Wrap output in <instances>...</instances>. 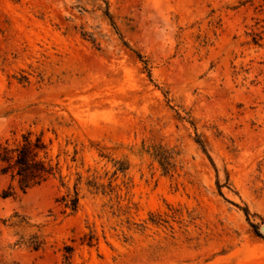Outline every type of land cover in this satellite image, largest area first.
Listing matches in <instances>:
<instances>
[{
	"label": "rangeland",
	"instance_id": "1",
	"mask_svg": "<svg viewBox=\"0 0 264 264\" xmlns=\"http://www.w3.org/2000/svg\"><path fill=\"white\" fill-rule=\"evenodd\" d=\"M27 131L63 181L0 176V264H264V0H0V142Z\"/></svg>",
	"mask_w": 264,
	"mask_h": 264
},
{
	"label": "trees",
	"instance_id": "2",
	"mask_svg": "<svg viewBox=\"0 0 264 264\" xmlns=\"http://www.w3.org/2000/svg\"><path fill=\"white\" fill-rule=\"evenodd\" d=\"M125 45L128 46L127 43ZM136 55L147 68L148 63L144 60V57L138 52H136ZM149 77L151 78L150 72ZM179 117L185 119L182 116ZM191 124L194 126L193 122ZM196 142L212 161L203 141L198 137ZM154 156L159 159L161 166L167 171L170 166L169 162L157 152L154 153ZM117 164L119 165L117 171L124 172L127 169L125 164L119 162ZM60 174L59 163H54L49 155V144L44 140L43 133L36 134L33 131H27L22 134L21 139L15 144H10L8 140L0 142V176H7L11 180V185L3 192V198L16 195L14 182L22 193H27L29 190L42 186ZM60 178L63 181L61 175ZM94 187H96V184H94ZM79 201L80 194L77 187L74 188L73 194L68 193L58 200L65 209H70L71 212L78 210ZM245 213L248 215L247 209H245ZM253 226L257 228L256 225ZM38 247L35 245L34 249H38Z\"/></svg>",
	"mask_w": 264,
	"mask_h": 264
},
{
	"label": "water",
	"instance_id": "3",
	"mask_svg": "<svg viewBox=\"0 0 264 264\" xmlns=\"http://www.w3.org/2000/svg\"><path fill=\"white\" fill-rule=\"evenodd\" d=\"M263 231H264V228H263Z\"/></svg>",
	"mask_w": 264,
	"mask_h": 264
}]
</instances>
